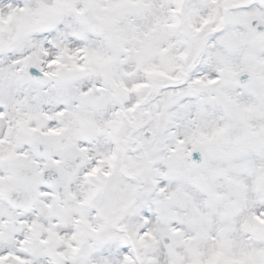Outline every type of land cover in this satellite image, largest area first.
Segmentation results:
<instances>
[{"label":"snow or ice","instance_id":"6c2138e0","mask_svg":"<svg viewBox=\"0 0 264 264\" xmlns=\"http://www.w3.org/2000/svg\"><path fill=\"white\" fill-rule=\"evenodd\" d=\"M0 264H264V0H0Z\"/></svg>","mask_w":264,"mask_h":264}]
</instances>
